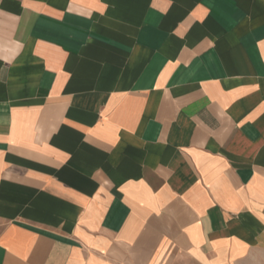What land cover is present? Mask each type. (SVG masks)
Listing matches in <instances>:
<instances>
[{"label":"crops","instance_id":"obj_1","mask_svg":"<svg viewBox=\"0 0 264 264\" xmlns=\"http://www.w3.org/2000/svg\"><path fill=\"white\" fill-rule=\"evenodd\" d=\"M0 264H264V0H0Z\"/></svg>","mask_w":264,"mask_h":264}]
</instances>
